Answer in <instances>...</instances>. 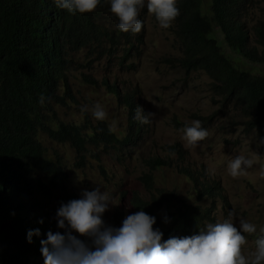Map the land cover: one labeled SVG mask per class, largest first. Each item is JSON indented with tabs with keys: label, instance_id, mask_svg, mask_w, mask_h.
<instances>
[{
	"label": "trees",
	"instance_id": "1",
	"mask_svg": "<svg viewBox=\"0 0 264 264\" xmlns=\"http://www.w3.org/2000/svg\"><path fill=\"white\" fill-rule=\"evenodd\" d=\"M250 6L251 0H177L180 15L171 32L179 44L176 64L186 72H204L212 94L222 104L243 111L261 140L264 22H248ZM109 9L108 0H101L95 11L85 14L68 13L55 0H0V264H44L40 241L47 239L49 231L58 232L57 209L61 203L79 199L68 190L62 167L44 156L38 133L68 142L78 153L86 141L113 138L103 125H97L91 135H83L78 126L61 121L55 109L65 103V97H71L67 81L71 52L99 44L103 38L111 44L119 41L102 22ZM241 62L263 70L242 69ZM81 77L92 81L87 75ZM111 90L116 93L115 87ZM41 95L49 98L43 105ZM121 101L128 111L134 110L131 95H121ZM129 120L136 119L129 115ZM131 132L137 133L135 129ZM163 148L164 157L148 158L150 170L169 165V155L174 152L179 159L175 168L195 183L197 192L218 197V185L209 181L202 168L195 170L186 164V152L179 143ZM261 152L264 154V144ZM146 178L150 181L149 174ZM204 211L209 213L191 204L179 209L181 237L197 234L199 218L209 220ZM37 229L39 235L33 234L29 243L28 232ZM161 232L162 241L176 237L168 230Z\"/></svg>",
	"mask_w": 264,
	"mask_h": 264
},
{
	"label": "rangeland",
	"instance_id": "2",
	"mask_svg": "<svg viewBox=\"0 0 264 264\" xmlns=\"http://www.w3.org/2000/svg\"><path fill=\"white\" fill-rule=\"evenodd\" d=\"M105 13L102 22L111 27L119 41L111 44L103 38L99 44L71 52L72 69L67 78L71 97H65V103L55 109L61 121L78 126L83 135H91L97 125L108 129L112 119L119 121V131L112 133L111 139L86 141L79 153L68 142L38 133L44 156L62 167L68 190L78 198L82 190L98 186L101 192L110 193L112 204L102 214L106 225L119 228L127 215L143 210L139 206L143 205L150 209L146 213L156 218L154 229L168 230L179 238L177 212L185 205L209 210L204 211L209 220L199 218V229L223 220L233 211L257 226V233L245 234V254L254 250L259 230L264 228V154L247 115L235 105L222 104L212 94L204 72H186L176 64L179 44L171 32L173 26L162 29L144 9L140 14L141 32L124 33L116 27L118 21L110 9ZM248 17L251 23L264 22V0H251ZM216 37L219 40L218 34ZM239 67L251 72L263 70L244 62ZM82 74L92 81L82 78ZM125 93L131 95L133 111L121 101ZM95 102L104 105L108 120L97 121L90 111H80L82 106L91 108ZM137 106L146 113H155L150 124L129 120V115L134 118ZM193 120L202 121L209 133L196 147L188 145L183 135V128ZM134 129L136 134L131 132ZM126 134L129 136L123 139ZM174 142L186 152V164L195 170L202 168L209 181L218 185V197L198 193L195 183L175 168V163L179 165L175 155H169V165L149 169L148 158L164 157V145ZM238 155L253 160V166L233 178L228 165ZM234 223L239 228L238 220ZM57 231L64 232L58 227Z\"/></svg>",
	"mask_w": 264,
	"mask_h": 264
},
{
	"label": "clouds",
	"instance_id": "3",
	"mask_svg": "<svg viewBox=\"0 0 264 264\" xmlns=\"http://www.w3.org/2000/svg\"><path fill=\"white\" fill-rule=\"evenodd\" d=\"M111 13L117 18L116 27L124 33H139L143 28L142 10L151 13L162 29H168L180 15L177 0H108ZM101 0H55L58 8L71 14L92 13ZM49 99L41 95L43 105ZM81 112H91L97 121H106L109 114L103 104L84 105ZM155 116L137 106L134 119L147 125ZM110 133L119 131V121L112 119ZM188 145L196 147L209 133L202 121L193 120L183 128ZM264 144V138H261ZM170 155H175L174 152ZM253 166V160L238 155L228 165L229 175L236 178ZM112 204V197L100 187L81 191V198L61 203L56 211L57 227L64 232L49 231L41 240L44 264H264V228L259 230L254 250L245 254V234L257 233V226L229 211L227 217L207 223L197 234L170 237L162 241L163 233L153 228L156 218L143 210L127 215L119 228L106 225L102 214ZM179 216L177 212V217ZM238 220L239 228L234 221ZM42 222V221H41ZM165 223L169 220L164 219ZM84 237L86 239H79ZM39 230L28 232V242Z\"/></svg>",
	"mask_w": 264,
	"mask_h": 264
}]
</instances>
